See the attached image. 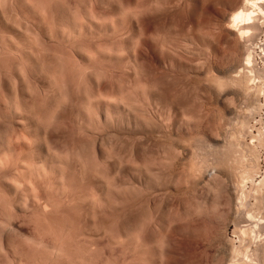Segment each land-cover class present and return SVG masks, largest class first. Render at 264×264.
Returning <instances> with one entry per match:
<instances>
[{"label":"bare ground","instance_id":"obj_1","mask_svg":"<svg viewBox=\"0 0 264 264\" xmlns=\"http://www.w3.org/2000/svg\"><path fill=\"white\" fill-rule=\"evenodd\" d=\"M1 1L2 0H0V5L3 4L4 0L2 2ZM18 1L20 4V7L22 8L23 13L26 14L29 18H31L32 22H35V24L39 27L38 30H40V34H37V35H41V38H42L44 44L47 45L46 49H44V50L45 51L47 50L50 53L47 52V54H44V56L39 54L40 51L38 49L41 46L39 45V48L37 47V49H36L35 48L36 46H34L36 43L32 44V42H34L35 39L33 38L34 41H31L29 39V37L27 38V36L30 34V28H29V33L26 36L25 34H27L28 30L27 29L24 30L22 25H21V29H23L24 32L21 29H19L20 27L15 29V27H14L15 25L13 24V20H12V24L14 26H12V25L11 26L15 29V30H13L11 28V26L8 25V23H7L8 19H7V21L4 20V18H3V16H5L4 11H2V7L0 6V22L1 23L4 22L1 25L3 27L2 29H5L6 37L8 36L7 35L8 34L7 29H8V31H9V29H12L13 34H15V36H13L11 34L12 36L8 37V40H10V43H12V48H11L12 52L19 54L20 57L22 56L26 60V62L28 63V65L26 63V65L28 66L27 71L25 70V67L23 65L24 63L22 64V66H20V68L18 67V69H16L14 71L15 78H17L21 83V85H19L20 83H18V85L22 87V92L19 91V94L17 93V95H15L17 97V99L15 96L13 97L12 93L8 94L7 99L9 100L8 103L9 102L10 103L8 104V106L4 105V106H7L6 107L7 110H5L3 108V111L5 110L4 114L6 117L9 116V117H12L13 119H16L18 124H20L24 128V130L26 131V133H25L24 130L23 131L20 130V133L24 132L23 135L26 136L28 134L29 136H32L31 138H29L28 136L25 137L21 133V136H22V138H21V136L19 134H17L18 136L16 138V141H17V139H18V141H20V138H21V141H24L25 138H27L26 141L29 139V141H27V149H25L24 147L22 149L27 151L28 153H30L31 156H32V153L34 154V152H36V151L38 153V155H37V153H35L37 155V157H34L32 162H30V163H28L29 162L27 160L28 158H26L27 161H23V158H22V160H21L22 162L20 163V166L17 168L18 170H16V172H18L17 174L23 178L24 181L22 180V182H24L25 185L30 186V187L32 186L31 185L32 181L34 182V180H36L38 178L41 179L42 177H43V179L45 178V180H46V178L48 177L49 179L46 180L45 185L48 186L49 187L48 189H50V190L54 189V192L53 191L52 192L55 193V195L58 194L60 196L62 194V190L64 189L63 184L66 182V180H65L66 176L64 177V172L67 170L66 167H68L70 165L71 168L73 169L74 173L75 172L77 173V180L79 182H81L82 184H88L92 187L93 186L94 187L95 186H97V187L101 186L100 192L97 195L94 194L96 196L87 195V194L86 195L80 194V196L77 197L78 199L74 198V196H73L74 201L76 200L75 202L79 203L78 206H80L81 209H83V211H85L84 213H86V216H88L90 218L96 217V215L98 214V212L96 210L98 205H99V209L101 208V206L107 207V203H108V198H107L108 196L107 195H108V193H110L109 191L111 188L121 190V187H123L124 185L125 186L126 185H139V184L140 185H149V184H153V185L159 184L160 185L161 181H163V180H161L162 177H160V179H159V174H161L160 171L166 170L167 168H169V164H170L169 161L178 160L177 159L178 157H180V158L182 157V156H178L177 154H179V153H177V151H176L181 146L176 148V150L174 149V152L176 151L175 153H177L176 155L178 157L175 154L170 153V151H169V149H170L169 148L170 138L173 140H174V138H177L178 141L184 140V139H190L189 141H191V143H192V140L198 141L199 138H200L199 140H201V138L204 136L216 138L215 135L218 134L219 132H218V130H216L217 127L215 128L212 125L213 123L211 121V119H213L215 116L213 114V115H211V116H213V118L209 119L210 117L208 118L207 114L208 113L211 114L213 109H215V107H216V106H214L215 103L214 104L212 103V99H213L212 95L215 94L217 92V90H219L218 95H219L220 101L222 102V105H223L222 111H223L224 115L223 114L222 115L224 117H227L228 115H232L234 113V110H235V107H234L235 98H234V96L236 93L234 92L233 89H235L234 86H236L237 82L240 81V82L244 83V84L242 83L245 86V87L243 86L244 91L242 90V92H243L242 97L252 95V94L250 95V93H249L250 92L249 90L251 89V87H253L252 84H250V82H249L252 78L248 77L250 79H247L246 75L244 77L242 75H243V73H247V75H248L249 72L253 71L251 69V67L253 66V61H254V51L252 50V47H251L252 44L250 42L254 39L255 35H257L258 32L261 30L262 25H264V22H260V19H259V18H261V16H264V0H78L79 3L82 1L83 4H85L84 6H83V4H80L81 7L83 6L82 9L84 8L83 10L81 9V7L79 8V5L77 7H73L72 0H66L67 2L65 1L64 2L65 4L61 3L62 5H58L57 2H54L55 0H48V1H51L55 4L57 3V5L54 6L56 8L55 14H53L55 18H53V16H52L54 21H53V23H50L51 25L50 24L48 25V23H47L48 17L46 18L43 16V14H45V13L41 14L40 13L41 10H39L37 8L36 4L38 2L36 3L35 0H34L35 3H32L34 1H31V0H18ZM48 1L44 0V2H46L45 4L48 5L47 8H49V4H47ZM61 1L63 2V0H61ZM5 2H6V0L4 1V3ZM7 2H6V4H7ZM51 2H49V3H51ZM89 2H90V4H88ZM53 3H51V4H53ZM51 4H50V8H51ZM40 6H41V4H40ZM52 7H53V5H52ZM185 7H187V10L189 13V16L188 15L187 16L190 19V23H189L190 29L188 28L190 31L187 34L185 33L184 36H182V33H180L181 31H177L174 28H172V23H173L172 21H173V17L176 16L174 14L177 13L181 8H185ZM52 9L54 10V8H52ZM52 9H50V10L52 13H54V11H52ZM50 10H48V12ZM168 12H169V15H168ZM17 18H19V17H17ZM44 18L46 19V21ZM48 21L51 22L50 19ZM44 22H46L45 25H43ZM16 24H18V23H16ZM9 26H10V28H9ZM34 29H36V27H34ZM185 30L187 32V29H185ZM31 31H34V30H31ZM182 31H184V30H182ZM37 33H39V32H37ZM4 35H5V33H4ZM150 37H151V40H150ZM2 38H4V37H2ZM30 38H32V37H30ZM4 40H5V42L7 41L5 38H4ZM7 42L5 43V45H7ZM0 43H1V40H0ZM55 45H56V47H57V45H59V46L62 45V47H64L66 50H68V54H66V51H65V53H62L63 56L61 55L62 57H60L61 53L59 52V57L57 59L56 58L57 56L55 57L54 51L52 52V48ZM1 47H3V44ZM4 47H3V49H4ZM43 47H41L40 49L42 50ZM8 48H10L9 45H8ZM3 49L1 48V50H3ZM6 49H4V50H6ZM44 50H43V52H44ZM56 52H57V50H56ZM13 55L17 56L15 54H13ZM39 55L43 59L40 58ZM23 58L21 60H23ZM59 60H61V61H59ZM22 62H24V60L21 61V63ZM21 68H23L24 71ZM25 71H26L27 75L28 74L30 75L29 78L32 77L33 80L31 78H30V80L35 81L34 84L32 83L33 85H35L34 87L32 86V88L35 89V87H36L37 92H40L39 95L42 96L41 100H39L38 97L36 99V97L33 96L34 92L32 93L31 91L32 90L35 91V90L32 88H31L32 90L29 89L30 88L29 84H28V86H26L27 84L23 83ZM169 79H175L177 81L183 80V81H185V83H186V81H188V83L190 84L188 86L193 87L192 88L193 90L190 92L189 89L191 87L188 89L189 91H186V88H183L182 90H180L181 88H179V90H177V88L174 85H171V84L163 85L162 84L163 82L162 83L160 82L161 80H169ZM30 80H28V81H30ZM252 81H251V83H252ZM183 84H184V82H183ZM253 84H255V82ZM183 87H184V85H183ZM64 88H66L67 91L71 90L75 94V96L72 97L70 95L71 98L67 99V95H63L62 90ZM253 89H255V87ZM18 90H20V89H18ZM205 92L208 94H212L211 95L212 99H211V101L209 100L210 102L206 103V102L202 101V100H206V99H204L205 97H203V94ZM258 94H256V96ZM260 95L261 94H259L257 96V99H258V97H260ZM208 98H209V96H208ZM201 101L204 103H202ZM243 102H244V99H243ZM245 102H247V101L245 100ZM17 104H20L22 106L21 107H19L20 105L16 106ZM191 105L194 108H191ZM217 106H218V104H217ZM68 107L70 108L69 114L66 113ZM203 107H205V108L207 107V111H205V109ZM216 110H218V108ZM219 110H220V108H219ZM203 112H206L207 114L202 115L201 113H203ZM228 117H227V119H228ZM204 118L206 119V122H205V120H203ZM215 122L216 121L214 120V124H215ZM66 126L69 127L68 129H69L70 135L77 137V138L73 137L74 139H73V141L71 140V142H68V139L65 140L64 138H62V136H64V135L61 136V133H60V131L61 132L65 131L64 129ZM227 126H225V127L227 128ZM62 127H64V129ZM225 127H224V129H225ZM61 128L63 129V131L61 130ZM66 131L68 134V130H66ZM66 131H65V133H66ZM15 132L16 131H14V133ZM14 133H13V135L11 134L13 136V139H14V135H15ZM62 134H64V133H62ZM226 134H227V132H226ZM71 136H69V137H71ZM23 137H24V139H23ZM10 138H8L9 140L7 138L6 139L10 142L13 141V139H10ZM30 139H32V140H30ZM124 139L125 140L128 139L129 142H130V140H133V147H131V151H125L124 150L125 148L123 149ZM205 139H206V137H205ZM2 141H3V143H0V170L3 169L4 166L9 167L11 165V164L9 165L10 162L8 163V161H11L10 160L11 157L8 160L7 153L10 151L9 149L12 147H10V145H9V147H10L9 148L8 145L5 143L6 141L5 142H4V140H2ZM16 141H13V143ZM21 141L19 143L17 142V144L21 145L20 144V143H22ZM33 141H35V142L32 143ZM158 143L162 146V148L160 150L159 149H158V151L155 150L156 152H152V151H154V150H152L148 153H145L146 152L145 151L144 152L145 154L140 152L141 146L142 147H145V145H150V146L152 145L153 146V145H157ZM159 144H158V147H159ZM183 144H184V142H183ZM187 144H189V143L186 142L185 145H187ZM128 145H130V143H128ZM173 145H175V144H173ZM173 145H172V148H173ZM181 145H182V143H181ZM11 146H12V143H11ZM200 146H201V144H200ZM16 147H13L14 150ZM129 149H130V147H129ZM181 149H183V148H181ZM198 149H200V148H198ZM20 151H22V150H20ZM181 152H182V150H181ZM181 152H180V154H181ZM198 152L199 151L196 150L195 145H194V147L192 145V148L190 146L185 148V146H184V150H183L182 154L184 155L183 156L184 161H188V162H186L188 164L187 167L184 166L183 164H181L182 161H180L181 163H179V161H178V164L182 165L181 171L179 170V167H177L178 164H175L177 166L173 169L175 170L178 168L177 173L176 174L173 173L174 177L170 178V182H169V176H168V178L165 179L163 183H166L167 185L169 183H171V184L175 183L177 186H178V183H180V184L183 183V184H186L185 186H187L188 189H189L190 185L191 186L195 185V187L194 186L193 187L196 188L200 184L206 183L211 188V193L213 192V194L216 193L217 190H221L224 183H226L225 185H227V183L229 182L228 178H226V180H225L226 182L222 180L223 182L220 183L221 179H225V178H223L224 175H221L222 176V178H221V176L219 174V170H218V174H219V176H218V174L216 173L217 169H218L217 167L216 168L212 167V169H210L211 166L209 167L208 166L209 164L207 165V163H204V161L206 159L204 160L203 157H201V159H203L204 161L200 159ZM16 154L19 157V154H22V153H19V154L16 153ZM32 157H31V159H32ZM19 158H18V160H19ZM183 158H182V160H183ZM31 159H30V161H31ZM13 160H14V157H13ZM18 160H17V162H18L17 164H19ZM25 162H27V163H25ZM215 162H216V160H215ZM211 165H215V163L211 164ZM217 165H219V164L217 163ZM183 166L185 167L184 169H183ZM11 168H12V166H11ZM5 169H6V167H5ZM205 170H207V171H205ZM251 170H252V173H254L253 169H250L249 170L250 172L245 174L246 178L249 177V179H250V178L254 177L253 176L254 174L251 173ZM8 171H10V170H8ZM233 171L231 174L232 176L234 174ZM205 172H207V174H206L207 178L204 180V178H205L204 173ZM235 172H236V169H235ZM1 173H2V170H1ZM67 173H69L68 170L65 174H67ZM223 173H225V172H223ZM72 175H74V174H72ZM171 176H173V175H171ZM235 176H237V175H235ZM235 176L232 178H234V180L237 181L236 179L239 176H237L236 179H235ZM241 176H243V175L241 174ZM241 176L239 177L240 179H241ZM9 177L10 176L8 174L4 173L2 180L5 181L3 183H4V185H6L8 187L7 190L10 191V193L12 192L11 194H13L14 192L18 191L17 190V189H19L18 185L21 186V184H17L16 183L17 181L14 182V180H11ZM215 177H217V179ZM218 177L220 180L218 179ZM73 178H76V177H73ZM243 178H244V176H243ZM246 178L244 180H246ZM40 179H39V182L42 181ZM71 179H72V177H71ZM212 179H215V182L217 181L216 182L217 183L216 192H214L215 189H213L215 187L214 184L216 185V183ZM254 179L255 178H253V180ZM234 180H232L233 186L235 185ZM262 181L264 182V179H262ZM262 181H260V182H262ZM35 182H38V180ZM238 182H239V180H238ZM238 182H236V185L239 184ZM243 182L245 184V181H243ZM230 183H231V181H230ZM241 183L239 184L240 185L239 189H241ZM35 184H33V185L35 186ZM188 184H190V185H188ZM206 184H204V185H206ZM244 184H242L243 189L246 188V186H245L246 184L245 185ZM218 185H219V187H218ZM243 185H244V187H243ZM22 186H23V184H22ZM34 186H33V188H34ZM200 186H199V188H201ZM206 186H203V187H206ZM235 186H234L235 193L233 195V198L239 199L238 195H241V194L238 191L239 189H237L238 192L236 191ZM263 186H264V184H263ZM209 187H208V189H209ZM261 187H262V184L261 185L259 184V185L254 187L255 190L256 189L258 190V195H257V197L254 196L257 194L254 192V194H252V196H254L256 198H258V197L260 198V200L258 198L257 201H255V203L256 202L261 203L264 201V187H263V189H261ZM160 188H161V186H160ZM228 188L230 189V186ZM237 188H238V186H237ZM28 189L25 190V191H27L26 194L24 196H21L22 197L21 200L19 199V201H18L19 205L17 207L22 205V204L20 205V203H23L22 202L23 200H25V199L30 200V198L33 202V205L34 204L39 205L41 203L42 197L41 198L39 197L40 194L37 196V195H35L37 193L34 194L32 190H28ZM79 189H78V191H79ZM46 190H45V192H46ZM82 190H83V188H82ZM192 190L194 191L195 189H192ZM226 190H227V188H226ZM247 190H245V192ZM250 190H252V189H250ZM22 191H24V190H22ZM63 191H65V190H63ZM185 191H187V190H185ZM221 191L217 192L218 196H216V194H214V196L219 197L220 199H223V197H221V194H222ZM253 191H252V193H253ZM226 192H224V193H226ZM47 193H44V194H47ZM197 193H198V191H197ZM185 194H186V192H185ZM248 194H251V192L248 191ZM181 195H183V194H181ZM198 195H199V193H198ZM204 195H206V194H204ZM243 195H244V192H243ZM193 196L194 195H192V197ZM222 196H224L223 200H225V194H223ZM26 197H29V198H26ZM64 197H62V198H64ZM188 197H189V195H188ZM207 197H208V195H207ZM209 197H210V194H209ZM215 197H213V198H215ZM43 198H45V197L43 196ZM47 198H49V196ZM53 198L55 199V196ZM68 198H69V196H68ZM185 198H186V196H185ZM193 198H195V197H193ZM219 198H217V199H219ZM227 198H229V197H227ZM249 198H251V197H249V195H248L247 201H248V203L250 201L251 204L250 203L249 204L252 205L253 203L251 202V200H249ZM253 198H251V199H253ZM207 199H209V198H207ZM230 199H232V198H230ZM238 199H236V200H238ZM45 200H46V198H45ZM50 200H52V199L50 198ZM59 200H60V198H59ZM186 200H189V203H190V199H186ZM195 200H197V198H195ZM215 200H216V198H215ZM226 200L228 201V202L225 201L228 205L227 206L228 208H229L230 204L233 206L232 203L229 204L228 199H226ZM57 201L54 204H57ZM202 201L199 200L195 203H199ZM213 201H214V199H213ZM218 201L216 200L214 202L217 203ZM0 202H2V201H0ZM14 202L16 203V200ZM49 202L48 201L45 202L44 209L49 205L48 204ZM51 202H53V201H51ZM204 202L208 203L207 200H204ZM214 202H212V203H214ZM221 202L220 203L222 205L223 201L221 200ZM230 202H232V201H230ZM235 202H237V201H235ZM24 203H23V205H24ZM144 203H146V202H144ZM186 203L189 204L188 201ZM216 203L214 204V205H218V206H216L217 208L214 206L216 211L217 210L220 211L221 207L226 208V204L219 208L220 203H217V204ZM245 203H246V201H245ZM191 204H193V203L191 202ZM191 204H189V205H191ZM209 204L205 205L206 210H207L208 206L211 207L213 205V204L212 205H209ZM239 204L242 205L243 202L239 203ZM263 204L264 203H261V205H263ZM15 205H17V203L14 204V206ZM189 205L187 207H189ZM202 205H200V204L198 206L196 205L197 207L191 205L193 207L192 211H191V209L184 207L185 209H187L185 213H188V210H190L189 214H190V216L191 215L192 216L189 217L188 216L189 214H187V216L186 215H183V216H186L187 218L189 217L190 219H192V218L195 219V217H193V215L195 216L196 214L197 215L200 214L202 216L203 213H206L205 208L202 209L200 207ZM244 205L241 207L236 206V205L235 206L237 208L239 207L240 209H242V207H244ZM247 205H245V207ZM261 205L259 204V206H258V204H257L256 206H258V209L260 207V209L262 210ZM74 206H75V204H74ZM253 206H255V205H253ZM253 206H251V207L249 206L250 208H252V209H250V211H247V210H249V207H247L246 208L247 210L243 209L242 214L241 213H239V214L243 218H247L250 221L253 219V216L260 214L259 218L257 216L255 217V218H258V220L256 219L257 221L254 219L256 221V228L259 227V229L260 228L262 229V230L260 229L262 231V233H259L258 232L259 229L258 230L256 229V232H258V236H257V233L255 232L256 236L259 237L260 234H264L263 233L264 232V215H263L264 212H262L264 209L261 211L262 214L261 213L257 214V210L255 208V210H256V213H255ZM0 207H2V206H0ZM41 207H42V205H41ZM263 207H264V205H263ZM48 208H46V209H48ZM58 208H60V207H58ZM214 208H212V210ZM239 208L237 209L238 211H239ZM21 209H23V208H21ZM208 209H209V207H208ZM49 210H50V208H49ZM49 210H46V211H49ZM230 210H232V208ZM251 210H253V211H251ZM42 211H41V213H42ZM50 211H52V209ZM203 211H205V212H203ZM208 211L211 212L210 210H208ZM225 211L226 210L224 209V212ZM233 212H234V210H233ZM252 212H254V213H252ZM212 213H210V214H212ZM231 213H232V211H231ZM239 214H238V216H240ZM14 215H15V212H14ZM208 215H209V213H208ZM230 215H228V216H230ZM261 215H263V216H261ZM238 216H236V217H238ZM244 216H246V217H244ZM186 217H184L183 219L186 220ZM242 217H239L240 219L238 218L239 221H241V222H238L239 224L236 223L237 227H238V225H240V223H241V225L244 224V222H242V221H245V220H241ZM193 219H192V221H194L193 224H197L198 222L195 223L196 220H193ZM196 219H197V217H196ZM198 219H201V218H198ZM247 219H246V221H247ZM212 220H214V218ZM186 221H184V222L186 223ZM190 221H188V222H190ZM173 222H170L168 224V226L175 224ZM233 222H234V220H233ZM252 222L253 221L250 222L251 225H252ZM4 223H6V221L5 222L1 221L0 224H4ZM199 223H200V221H199ZM248 223H249V221H248ZM188 224H190V223H188ZM135 225H137V226L133 227L131 224V226H129L128 228L126 227L128 230L124 231L125 233L123 232L122 235H118V236L116 235L117 237L111 236L112 239L116 243L120 242V244H121V241L123 242V240L124 241L126 240L133 248H135V251H138L137 250L138 248H141V250H143V248H144V250H145V248L147 249L149 247L153 248L154 251L156 252L155 264H163L164 252L162 251V249L165 248L163 246V243H164V245L166 243L164 241L167 239L169 244H174V242L176 241L174 236H171V235L167 236V234L170 232H168V233H166V232L170 229V227H167V228H169V229L166 228L167 230L165 229V233H164V231H160V233L158 232V236L156 234L154 239H150L149 237L148 238L144 237V236L140 237V235H139L140 231H138L139 230L138 225H140V224L135 223ZM190 225L188 226L189 229L191 228ZM236 225H235V227H236ZM251 225H248V227H250ZM4 226H5V224H4ZM61 226H62V224H61ZM140 227H141V225H140ZM206 227H207V225H206ZM237 227H236V229H237ZM242 227H243V225H242ZM252 227H255V224H254V226H251V228ZM211 228H212V226H211ZM245 228H247V227L245 226ZM13 229H14V227H13ZM184 229H186V226L184 227ZM187 229H186V233H187ZM239 229H241V228H238L237 230H239ZM253 229H255V228H253ZM141 230H143V229H141ZM153 230H155V229H153ZM193 230H195V229H193ZM206 231H207V229L205 230V232ZM248 231H247V229H244V227H243V230L242 229L240 230V232H242L241 235L246 234ZM212 232H213V230H212ZM193 233H194V231H193ZM238 233H239V231H238ZM252 233H253L252 230H250L249 234H251V237L254 235V233H253V235H252ZM64 235H65V233H64ZM141 235H142V233H141ZM185 235H187V234H185ZM206 235L204 234V236H206ZM208 235H210V234H208ZM61 236H62V234H61ZM188 236H190V234ZM204 236H203V239H204ZM60 237H59V239H60ZM139 237L142 239H140ZM153 237L154 236H152V238ZM196 237H199V236H196ZM206 237H208V236H206ZM210 237H211V235H210ZM246 237L243 236V239L249 238V240L247 239L246 241H251L254 239V238L253 239L251 238V240H250V237H247V238ZM17 238H19V237H17ZM62 238H63V236H62ZM145 238H147V239H145ZM200 238H202V235L200 236ZM27 239H28V237H27ZM257 239H259V238H257ZM78 241H80V240H78ZM243 241H245V240H243ZM259 241H257V242L259 243ZM205 242H207V241H205ZM231 242L233 243L232 240H231ZM252 242L254 244V240ZM252 242H249V243L246 242L245 246H243L245 243V242H243V244L241 245V248H239L238 250H237L238 247H236L234 245V248L236 247L238 254L234 253L233 248H231L232 250L230 249L232 254L234 253V255L236 254L238 256L237 259H234L233 258L234 255L230 254L231 252H229V250L228 251L226 250V252H229V254L232 257V258L229 257V260H232V259H234L235 261L238 260V262L237 261L235 262L233 260L227 261V262L229 264H264V261H263L264 255H262V253H264V244H263L264 240L260 241V244H258V243L256 244V242H255V245H253ZM189 243H190V241H189ZM189 243H188V245H189ZM39 244H43V242L39 243ZM45 244H46V242H45ZM62 244H61L62 247L61 246L55 247L53 245L54 249L52 247H50L53 249V250L50 249V252L52 251L51 253L56 254L55 256L53 254V256L55 258H57V260L59 259L58 261L60 262V264L62 261L61 259H63V257H66V255H68L66 257V259L68 258V260H70L72 263V261L74 260L73 257L71 256L72 250H70L71 251V254H70L68 252L70 248L69 249L67 248L68 251H65L66 248ZM199 244H200V242H199ZM87 245H88V243H87ZM41 246L38 245V247H41ZM51 246H52V244H51ZM79 246L80 245H78V247ZM222 246H224V245H222ZM46 247L47 246H45V249H47ZM66 247H68V246H66ZM188 247H190V246H188ZM232 247H233V245H232ZM42 248H44V247L42 246ZM200 248L201 247H199V249ZM215 248H216V246H215ZM221 248H223V247H221ZM202 250H203V248H202ZM218 250H219V248H218ZM221 250L222 249H220V251ZM86 251H87V249H86ZM89 251H91V250H89ZM65 252H67V253H65ZM133 252H134V249H133ZM155 252H154V254H155ZM63 254H65V255L61 258V255H63ZM142 254H143V252H142ZM34 255H36V254H34ZM49 255H50V253H49ZM44 256H46V254ZM221 256H222V253H221ZM239 256H240V258H239ZM143 257L147 258L148 256L146 254V255L142 256V258ZM262 257H263V259H262ZM45 258H48V257H45ZM49 258H50V256H49ZM142 258H141V260H142ZM146 258L143 260H146ZM189 258L192 259L191 257H189ZM216 258L218 259V257H216ZM220 258L222 259V257H220ZM224 258H226V256ZM52 259H54V258H52ZM139 259H140V257H139ZM169 259H171V258H169ZM51 260H50V262H51ZM211 261H213V260H211ZM55 262L52 261V264ZM59 262L55 263V264H59ZM63 262L65 264H68V262L67 263L65 261H63ZM74 262H75V260L73 261V263ZM134 262H135V260H134ZM138 262H140V261H138ZM193 262H194V260H193ZM193 262L191 260V262H189V264L190 263L192 264ZM219 262H218V264H220ZM223 263H224V259L221 262V264H223ZM214 264H215V262H214Z\"/></svg>","mask_w":264,"mask_h":264},{"label":"rangeland","instance_id":"obj_2","mask_svg":"<svg viewBox=\"0 0 264 264\" xmlns=\"http://www.w3.org/2000/svg\"><path fill=\"white\" fill-rule=\"evenodd\" d=\"M3 1V0H2ZM1 1V2H2ZM5 1V0H4ZM4 1H3V4L2 5H0L1 7H2V11H4V15L5 16H3V18H4V20H6L7 21V19H8V25H12V26H14L15 27V29L16 28H18V27H20L19 29H21V25L23 26V29L25 30V29H27L28 30V32H27V34H25L26 36L28 35V33H29V28H30V34L27 36V38L29 37V39L31 40V41H34V39H35V41L34 42H32V44H35L34 46H36L35 48L37 49V47L39 48V45L41 46V47H43L42 48V50L39 48L38 50L40 51L39 52V54L40 55H42V56H44V54H47V50L45 51L44 49H46V44H44V42H43V40H42V38H41V35H37V34H40V30H38L39 29V27L35 24V22H32V19L31 18H29L26 14H24L23 13V11H22V8L20 7V4H19V1L18 0H6V2H7V4H6V2L4 3ZM31 1H34V0H31ZM36 1V5H37V8L39 9V10H41L40 11V13L41 14H43V13H45V14H43V16L44 17H48V20L50 19V21L51 22H49L48 20H47V23H48V25L50 24V23H53V21H54V19L53 18H55L54 17V15L53 14H55V5H57V3H58V5H62L61 3H63V4H65L64 2L66 1V0H63V2L61 1V0H55L54 2H57L56 4L55 3H53V2H51V1H48L47 2V4H49V8H47V6L48 5H46L45 3L46 2H44V0H35ZM35 1L34 2H32V3H35ZM46 1V0H45ZM60 1V2H59ZM42 2V3H41ZM49 2H51V3H53V4H51V3H49ZM67 2V1H66ZM82 2V1H81ZM79 3V1L78 0H72V5H73V7H77L78 5H79V8L81 7L80 6V4H83V2L82 3ZM13 3V4H12ZM41 4V6H40V4ZM44 3V4H43ZM50 4H51V8H50ZM88 4H90V2L88 3ZM92 4V3H91ZM7 5V6H6ZM35 5V6H36ZM52 5H53V7H52ZM85 4H83V6H84ZM4 6V7H3ZM11 6V7H10ZM39 6V7H38ZM46 8H45V7ZM82 6V7H83ZM6 7V8H5ZM8 7V8H7ZM58 7V6H57ZM82 7H81V9H82ZM41 8V9H40ZM52 8H54V10L52 9ZM46 9V10H45ZM50 9H52V11H54V13H52L51 12V10ZM84 9V8H83ZM82 9V10H83ZM183 9V10H182ZM8 10V11H7ZM48 10H50L49 12H48ZM181 10V11H180ZM177 13H175L174 15H176L175 17H173V23H172V28H174L175 30H177V31H181L180 33H182V36H184L185 35V33L187 34L190 30V19H189V13H188V10H187V7H185V8H181ZM185 11V12H184ZM48 12V13H47ZM51 12V13H50ZM6 13V14H5ZM10 13V14H9ZM188 13V14H187ZM13 14V15H12ZM18 16H17V15ZM48 14V15H47ZM50 14V15H49ZM178 14V15H177ZM168 15H169V12H168ZM188 15V16H187ZM26 16V17H25ZM52 16H53V18H52ZM9 17V18H8ZM11 17V18H10ZM17 17H19V18H17ZM23 17V18H22ZM14 18V19H13ZM22 20H21V19ZM11 19V20H10ZM30 19V20H29ZM45 19V18H44ZM43 19V20H44ZM53 19V20H52ZM260 19V22H264V16H261V18H259ZM12 20H13V24H12ZM24 20V21H23ZM20 21V22H19ZM22 21V22H21ZM45 21H46V19H45ZM15 22V23H14ZM26 22V23H25ZM32 22V23H31ZM180 22V23H179ZM2 23H4V22H2ZM1 22H0V40H1V45H0V143H3V141L2 140H4V142L8 139V138H10V139H13V133H14V131H16L14 134V139H13V141H16V138H17V134H19L20 136H21V133H20V130H24V128L20 125V124H18V122L16 121V119H13L12 117H9V116H5V114H4V111L5 110H7L6 109V107L8 106V104L10 103H8V94H11L12 93V95H13V97L15 96V95H17V93L19 94V91H21L22 92V87L21 86H19V85H21V83H20V81L17 79V78H15V74H14V71L16 70V69H18V67L20 68V66H22V64L24 65V67H25V70L27 71V69H28V63L26 62V60L21 56L20 57V55L19 54H17V53H13L12 52V43H10V40H8V37L9 36H15V34H13V30H15L12 26H11V28L13 29H9V31H8V29H7V37H6V32H5V29H2L3 27H2V24ZM10 23V24H9ZM16 23H18V24H16ZM29 23V24H28ZM46 24V22H44V24L43 25H45ZM18 25V26H17ZM27 25V26H26ZM30 27H29V26ZM51 25V24H50ZM10 26H9V28H10ZM174 26V27H173ZM26 27V28H25ZM34 27H36V29H34ZM176 27V28H175ZM32 28V29H31ZM179 28V29H178ZM189 28V29H188ZM23 29H21L23 32H24V30ZM185 29H187V32H186V30ZM31 30H34V31H31ZM36 30V31H35ZM182 30H184V31H182ZM5 33V35H4V33ZM11 32V33H10ZM37 32H39V33H37ZM3 33V34H2ZM2 34V35H1ZM12 34V35H11ZM153 34V33H152ZM31 35V36H30ZM151 35V34H150ZM181 36V35H180ZM181 36V37H182ZM2 37H4L7 41V45H5V40H4V38H2ZM30 37H32V38H30ZM40 37V38H39ZM34 38V39H33ZM4 40V41H3ZM37 40V41H36ZM150 40H151V37H150ZM4 43H3V42ZM42 42V43H41ZM39 43V44H38ZM252 45H251V47H252V50L254 51V61H253V66L251 67V69L253 70V71H251V72H249V74L247 75V73H243V77L246 75V77H247V79H250V78H252L249 82H250V84H252V86L253 87H251V89L249 90L250 92V95L251 96H244V97H242V90L244 91V88H243V82H237L236 83V86H234V88L235 89H233L234 90V92L236 93L235 94V96H234V98H235V104H234V107H235V110H234V113L232 114V115H228L227 117H228V119H227V117H224L223 115V105H222V102L220 101V98H219V90H217V92L215 93V94H208V93H204L203 94V97H205L204 99H206V100H202V101H204V102H210L211 101V99H212V103L214 104V106H216L215 107V109H213V111L211 112V114L210 113H206V112H203V113H201L202 115H205V114H207V117L209 118V119H211V118H213V116H211V115H213L214 114V116L216 117H214L213 119H211V121H212V125L216 128L217 127V129L216 130H218V134H216L215 135V137L217 138H214V137H207V136H204V137H202L201 138V140H199L198 139V141L196 142L195 140H192V143H191V141H189L190 139H184V140H179L178 141V139L177 138H174V140L173 139H171L170 138V140H169V151H170V153H173V154H177V153H179L180 154V152H181V150H182V152H181V154L179 155V154H177L178 156H182L181 158L180 157H178L177 155V159L178 160H173V161H169V168H167L166 170H162V171H160L161 172V174H159V179H160V177H162L161 178V180H163V181H161V183H160V185L159 184H155V185H153V184H149V185H124L123 187H121V190L119 189H115V188H111L110 189V193H108V203H107V207L106 206H101V208L99 209V205L97 206V212H98V214L96 215V217H92V218H90V217H88V216H86V213H84L85 211H83V209H81V207L80 206H78L79 205V203H76L75 201H74V199H73V196H74V198H77L78 196H80V194L81 195H94V194H98L99 192H100V189H101V186H90V185H88V184H82L81 182H79L78 180H77V173L75 172L74 173V171H73V169L71 168V166L69 165L68 167H66V169L68 170V172L69 173H67V174H65L66 172H67V170L64 172V177L66 176V178H65V180H66V182L63 184V187H64V189L63 190H65V191H63L62 190V196L60 195H58V194H56L55 195V193H53L54 192V189H48L49 187L48 186H46L45 184H46V180L47 179H49L48 177L46 178V180H45V178L43 179V177L40 179V178H38V179H36V180H34V182L32 183L31 182V187L30 186H27V185H25L24 184V182H22V180H23V178L21 177V176H19L17 173L18 172H16V170H18L17 168L20 166V163L22 162L21 160H22V158H23V161H29L28 163H30V162H32V160H33V158L34 157H37V155H38V153H37V151L36 152H34V154L32 153V156L30 155V153H28L27 151H25V150H23L22 148L24 147L25 149H27V141H29V139L26 141V139L27 138H25V140L24 141H21V138H22V136H21V138H20V141L22 142V143H20L21 145H19V144H17V142L19 143L20 141H18V139H17V141L16 142H14L13 143V141H6L5 143L8 145V147H9V145H10V147H16L15 148V150H14V148L12 149V148H10L8 151L10 152H8L7 153V157H8V160L10 159V157H11V161H8V163H9V167L8 166H4L3 167V169H1L2 170V173H1V170H0V201H2V202H0V206H2V207H0V223H1V221H6V223H4L5 224V226H4V224H0L1 226H0V264H52V261L53 262H55V263H58L59 261V259L57 260V258H55L54 256L56 255V254H54V253H51L50 252V249L51 250H53L54 249V247H53V245L55 246V247H59V246H61V244L63 245V246H65V248L67 249H69V251H68V249L66 250L65 249V251H68L70 254H71V251L70 250H72V254H71V256L73 257V259L75 260V262L73 263V261H72V263L73 264H130L131 262V264H155V262H156V259H155V257H156V252L154 251V249L153 248H145V250H144V248H143V250H141V248H138L137 250L138 251H135V248H133L126 240L124 241L123 240V242L121 241V244H120V242L119 243H116L113 239H112V237L111 236H115V237H117L118 235H122L123 234V232L124 231H126V230H128L127 228L129 227V226H131V224H132V226L134 227V226H137V225H135V223L136 224H140L141 225V227H140V225H138L139 226V230L138 231H140V233H139V235H140V237H142V236H144V237H149L150 239H154L155 238V236H156V234H157V236H158V232L160 233V231H164V233H165V229L167 228V227H170V229L169 228H167V229H169L166 233H168V232H170V233H168L167 234V236H169V235H171V236H174L175 237V242H174V244H169V242L167 241V239L164 241V242H166L165 243V245H164V243H163V246L165 247V248H163L162 249V251L164 252V256H163V258H164V262H163V264H189V262H191V260H192V262H193V260H194V262L192 263V264H214V262H215V264H218V262L221 264V262L223 261V259H224V263L225 264H229L227 261H235L234 259H237L238 258V256L236 255V254H238L237 253V250L239 249V248H241V245L243 244V242H245L244 243V245L243 246H245L246 245V242L247 243H249V242H252L253 240H254V244H253V242H252V244L253 245H255V242H256V244L258 243L257 241H263L264 240V234H260L259 235V237H257L258 236V232L259 233H262V229L260 230L259 229V227L258 228H256V221L258 220V218H259V216H260V214L259 215H256L258 218H255L256 216H253V219L251 220V221H255L256 219V221L253 223L252 222V225H251V221L249 220V219H247V218H243L239 213H241L242 214V210L243 209H246L247 207H251V206H253V205H255V206H253L254 208V211H255V213H256V210H257V214L258 213H261L262 214V212H264V207H263V205H261V203H264V201L263 202H256L257 204H258V206H259V204L261 205V208H262V210L260 209V207H259V209H258V206H256L257 204L255 203V201H257V199L259 198H256L257 197V195H258V190L256 189H254V187L255 186H257V185H261L262 184V187H261V189H263V184H264V182L262 181V179H264V25H262V28H261V30L258 32V34L257 35H255V37H254V39L250 42ZM2 44H3V47H4V49H6V50H4L3 49V47H1L2 46ZM11 44V45H10ZM44 44V45H43ZM8 45L10 46V48H8ZM7 46V47H6ZM55 47V48H54ZM60 47V48H59ZM62 45H57V47H56V45L55 46H53V48H52V52L54 51V53H55V57L58 59V57H59V52L61 53L60 54V57H62L63 55H62V53H65V51H66V54H68V50H66L64 47H62ZM1 48L5 51H3V50H1ZM57 48V49H56ZM55 49V50H54ZM62 49V50H61ZM64 49V50H63ZM43 50H44V52H43ZM56 50H57V52H56ZM60 50V51H59ZM64 51V52H63ZM48 53H50V52H48ZM13 54H15V55H17V56H14ZM53 54V53H52ZM40 55H39V57H40ZM62 55V56H61ZM14 56V57H13ZM17 57V58H16ZM23 58V60H24V62H22L21 63V61H23V60H21ZM40 58H42V57H40ZM12 59V60H11ZM21 61H20V60ZM43 59V58H42ZM41 59V60H42ZM59 61H61V60H59ZM20 63V64H19ZM26 63H27V65H26ZM13 65V66H12ZM19 65V66H18ZM23 67V68H24ZM23 68H21V69H23ZM20 69V70H21ZM250 69V70H251ZM23 71H24V69H23ZM26 71L24 72V74H25V76H24V80H23V83H26L27 85L26 86H28V84H29V89H31L32 88V86L34 87L35 85H33L34 83H35V81H32L33 79H32V77H30L32 80H30V78H29V74L27 75L26 74ZM251 75V76H250ZM26 77V78H25ZM248 77H250V78H248ZM17 79V80H16ZM28 80H30V81H28ZM253 80V81H252ZM32 81V82H31ZM166 81V82H165ZM174 83H173V82ZM182 81V82H181ZM251 81H252V83H251ZM163 85H165V84H171V85H174L176 88H177V90H179V88H181L180 90H182L183 88H186V91H189L190 90V92L193 90L192 88L193 87H191V86H188V85H190L189 83H188V81H186V83H185V81H183V80H175V79H169V80H161L160 81ZM181 82V83H180ZM183 82H184V84H183ZM255 82V84H253ZM18 83H20L19 85H18ZM33 83V84H32ZM242 85H241V84ZM257 83V84H256ZM259 83V84H258ZM178 84V85H177ZM182 84V85H181ZM183 85H184V87H183ZM191 87V88H190ZM245 87V86H244ZM255 87V89H253ZM190 88V89H189ZM18 89H20V90H18ZM32 89H34V88H32ZM31 89V90H32ZM189 89V90H188ZM35 91H31L32 93H33V96L34 97H36V99H37V97H38V99L39 100H41L42 98V96L41 95H39L40 94V92H37V90H36V87H35V89H34ZM18 91V92H17ZM63 95H67V99H70L71 98V96L72 97H74L75 96V94L71 91V90H69V91H67L66 90V88H64L63 90ZM20 92V93H21ZM240 92V93H239ZM257 92V93H256ZM71 93V94H70ZM261 94L260 95V97H258V99H257V96L259 95H257L256 96V94ZM207 94V95H206ZM255 94V95H254ZM263 94V95H262ZM39 95V96H38ZM71 95V96H70ZM206 95V96H205ZM211 95L213 96L212 98H211ZM208 96H209V98H208ZM16 97V96H15ZM216 97V98H215ZM252 97V98H251ZM247 98V99H246ZM16 99H17V97H16ZM243 99H244V102H243ZM210 100V101H209ZM245 100L247 101V102H245ZM249 100V101H248ZM20 101V100H19ZM201 101V102H202ZM7 102V103H6ZM204 102H202V103H204ZM199 103V102H198ZM217 104H218V106H217ZM4 105H7V106H4ZM20 104H17L16 106H19ZM22 105H20L19 107H21ZM3 108L5 109L4 111H3ZM191 108H194L192 105H191ZM204 109H205V111H207V107L205 108V107H203ZM218 108V110H216ZM219 108H220V110H219ZM67 109V108H66ZM203 110V109H202ZM66 111V110H65ZM204 111V110H203ZM202 112V111H201ZM66 113H70V108L68 107V109H67V111H66ZM221 113V114H220ZM223 114V115H222ZM235 115V116H234ZM220 116V117H219ZM6 117V118H5ZM223 117V118H222ZM233 117V118H232ZM232 119V120H231ZM16 122H15V121ZM203 120H205V122H206V119L204 118ZM214 120L216 121L215 122V124H214ZM228 120V121H227ZM232 121V122H231ZM229 122V123H228ZM228 123V124H227ZM224 125V126H223ZM228 125V126H227ZM230 125V126H229ZM225 126H227V128L225 127ZM224 127H225V129H224ZM18 128V129H17ZM63 129H64V127H62ZM61 128V130L63 131V129ZM69 127H65V131L66 130H68V134H67V131H66V133H65V131H63V132H61L60 131V133H61V136L62 135H64V136H62V138H64L65 140L66 139H68V142H71V140L73 141V139L74 138H77V137H75V136H71L70 135V133H69V129H68ZM6 130V131H5ZM225 130V131H224ZM13 132V133H12ZM24 132L26 133V131L24 130ZM24 132L22 133V135L24 134ZM226 132H227V134H226ZM62 133H64V134H62ZM12 134V135H11ZM225 135V136H224ZM23 136H25V135H23ZM26 136H28L29 138H31L32 136H29L28 134L26 135ZM25 136V137H26ZM69 136H71V137H69ZM66 137V138H65ZM74 137V138H73ZM205 137H206V139H205ZM219 137V138H218ZM7 138V139H6ZM72 138V139H71ZM23 139H24V137H23ZM177 139V140H176ZM30 140H32V139H30ZM2 141V142H1ZM181 141V142H180ZM206 141V142H205ZM24 142V143H23ZM26 142V143H25ZM35 141H33L32 143H34ZM172 142V143H171ZM183 142H184V144H183ZM186 142L187 143H189V144H187V145H185L186 144ZM201 142V143H200ZM10 143V144H9ZM11 143H12V146H11ZM124 145L126 146H124L123 145V149L125 150V151H131V147H133V140H130V142H129V140L128 139H124ZM126 143V144H125ZM128 143H130V145H128ZM171 143V144H170ZM178 143V144H177ZM180 143V144H179ZM181 143H182V145H181ZM15 144V145H14ZM159 144V143H158ZM158 144L157 145H145V147H140V152L141 153H143V154H145V153H148V152H150V151H152V150H154V151H152V152H156V151H158V149L160 150L161 148H162V146L159 144V147H158ZM173 144H175V145H173ZM198 144V145H197ZM200 144H201V146H200ZM209 144V145H208ZM212 144V145H211ZM172 145H173V148H172ZM192 145H193V147H194V145L196 146V150L197 151H199L198 153H199V156H200V159H201V157H203V159L206 161H204L203 159H201V160H203L204 161V163H207V165L210 167V169H212V167L214 168H218L217 169V174H218V170H219V174H220V176L221 175H224L223 176V178H225V179H219V177H218V179L221 181L220 183H222L223 181H225L226 180V178H228V183H227V185H225L226 183H224V185H223V187L221 188V190H217V192L219 191H221L222 192V194H221V197H223V199H224V196H222L223 194H225V200H223V199H220L219 197H215L214 196V194H216V196H218L217 195V192H216V186H217V181L215 182V179H212V180H214V182L216 183V185L214 184V188L213 189H215V191L214 192H216V193H214L213 194V192L211 193V188L206 184V183H202V184H200L199 186L201 187V188H199V186L198 187H196V188H194L195 187V185H190V184H188V185H190V187H189V189H188V187L187 186H185L186 184H180V183H178V186L175 184V183H173V184H171V183H169L168 185L166 184V183H163L164 182V180L165 179H167L168 178V176H169V182H170V178L171 177H174V174L173 173H177V169H173V168H175L177 165H175V164H178V161H179V163H181L180 161H182V163L181 164H183L184 166H186L187 167V163L186 162H188V161H184V158H183V150H184V146H185V148L186 147H188V146H190L191 148H192ZM203 145V146H202ZM60 146V145H59ZM120 146V145H119ZM147 146V147H146ZM179 146H181V147H179ZM214 146V147H213ZM129 147H130V149H129ZM155 147V148H154ZM175 147V148H174ZM180 149H179V148ZM147 148V149H146ZM176 148H178V150H176ZM181 148H183V149H181ZM198 148H200V149H198ZM12 149V150H11ZM129 149V150H128ZM174 149L177 151V153H175L174 152ZM19 152H18V151ZM20 150H22V151H20ZM156 150V151H155ZM173 150V151H172ZM180 150V151H179ZM146 151V152H145ZM13 152V153H12ZM145 152V153H144ZM16 153H22V154H19V157H18V155L16 154ZM25 153V154H24ZM35 153H37V155L35 154ZM216 153V154H215ZM14 154V155H13ZM27 154V155H26ZM202 156H201V155ZM23 155V156H22ZM13 157H14V160H13ZM31 157H32V159H31ZM18 158H19V160H18ZM26 158H28L27 160H26ZM182 158H183V160H182ZM30 159H31V161H30ZM180 159V160H179ZM17 160L19 161V164H17L18 162H17ZM215 160H216V162H215ZM235 160V161H234ZM177 161V162H176ZM16 163V164H15ZM25 163H27V162H25ZM215 163V165H211V164H214ZM217 163L219 164V165H217ZM14 166H13V165ZM181 164H178V166L177 167H179V170L181 171V169H182V165ZM186 164V165H185ZM256 164V165H255ZM175 165V166H174ZM181 165V166H180ZM206 165V164H205ZM11 166H12V168H11ZM183 166V169L185 168ZM5 167H6V169H5ZM9 169H8V168ZM253 167V168H252ZM257 167V168H256ZM260 167V168H259ZM15 168V169H14ZM229 170H228V169ZM240 168V169H239ZM221 169V170H220ZM235 169H236V172H235ZM239 169V170H238ZM250 169H253V172L254 173H252V170H251V173L252 174H254L253 176L254 177H252V178H250L249 179V177H247L246 178V176H245V174L246 173H248V172H250L249 170ZM8 170H10V171H8ZM70 170V171H69ZM174 170V171H173ZM178 170V171H179ZM227 170V171H226ZM231 170V171H230ZM234 170V171H233ZM4 171V172H3ZM72 171V172H71ZM176 171V172H175ZM179 171V172H180ZM205 171H207V170H205ZM229 171V172H228ZM232 171L234 172V174H233V176L231 175L232 174ZM16 172V173H15ZM223 172H225V173H223ZM231 172V173H230ZM4 173L5 174H8L10 177V179L11 180H14V182H16L17 184H21V186L20 185H18V187H19V189H17L18 191H16V192H14L13 194H11L10 193V191H8L7 189H8V187L6 186V185H4V183L3 182H5L4 180H2L3 179V175H4ZM223 173V174H222ZM70 174V175H69ZM72 174H74V175H72ZM206 174H207V172H205L204 173V180L207 178V176H206ZM219 174H218V176H219ZM241 174L244 176V178H243V176H241ZM72 175V176H71ZM171 175H173V176H171ZM227 175V176H226ZM229 175V176H228ZM232 177H234L235 175H237V176H241V179L239 178V177H237V176H235V179H236V177H237V181H235L234 180V178H232ZM256 175V176H255ZM258 175V176H257ZM12 176V177H11ZM71 177H72V179H71ZM73 177H76V178H73ZM13 178V179H12ZM216 179H217V177H215ZM221 178H222V176H221ZM239 178V179H238ZM246 178V180H244ZM253 178H255L254 180H253ZM39 179L40 180H42V181H40L39 182ZM74 179V180H73ZM230 179V180H229ZM234 180V183H235V185H236V182H238V180H239V184L241 183V189H239V187H240V185L239 184H237L235 187H236V191H237V189H239L238 191L240 192V194L242 195H238V197H239V199L238 198H233V195H234V193H235V191H234V186H233V181L232 180ZM249 179V180H248ZM38 180V182H35V181H37ZM44 180V181H43ZM77 182H76V181ZM223 180V181H222ZM24 181V180H23ZM74 181V182H73ZM230 181H231V183H230ZM243 181H245V184H244V182ZM247 181V182H246ZM251 181V182H250ZM254 181V182H253ZM260 181H262V182H260ZM20 182V183H19ZM45 182V183H44ZM226 182V181H225ZM3 183V184H2ZM36 183V184H35ZM219 183V182H218ZM22 184H23V186H22ZM33 184H35V186L33 185ZM70 184V185H69ZM204 184H206L208 187H209V189H208V187L206 186V185H204ZM242 184H244L245 186H246V188L245 189H243L242 188ZM67 185V186H66ZM76 185V186H75ZM83 185V186H82ZM175 185V186H174ZM220 185V184H219ZM219 185H218V187H219ZM222 185V184H221ZM244 185H243V187H244ZM254 185V186H253ZM33 186H34V188H33ZM42 186V187H41ZM66 186V187H65ZM85 186V187H84ZM159 186V187H158ZM160 186H161V188H160ZM164 186V187H163ZM194 186V187H193ZM203 186H206V187H203ZM230 186V189L228 188ZM233 186V187H232ZM237 186H238V188H237ZM6 187V188H5ZM41 187V188H40ZM47 187V188H46ZM186 187V188H185ZM29 188V189H28ZM51 188V187H50ZM67 188V189H66ZM80 188V189H79ZM82 188H83V190H82ZM128 188V189H127ZM184 188V189H183ZM207 190H206V189ZM226 188H227V190H226ZM259 188V187H258ZM24 190V191H22V190ZM32 190L33 191V193L35 194V193H37V194H35V195H39L40 194V198H41V203L38 205V204H34L33 205V202H32V200H31V198H30V200L28 199H25V200H23L22 202L24 203V205H23V203H20V205L21 206H19V207H17L18 205H19V203H18V201H19V199L21 200V196H24L25 194H26V192L27 191H25V190ZM34 189V190H33ZM47 189V190H46ZM78 189H79V191H78ZM117 191H115V190ZM192 189H195L194 191L196 192H194L193 190L191 191ZM212 189V190H213ZM248 189V190H247ZM250 189H252V190H250ZM260 189V190H261ZM45 190H46V192H45ZM113 190V191H112ZM185 190H187V191H185ZM201 190V191H200ZM231 190V191H230ZM243 190V191H242ZM245 190H247L246 192H245ZM254 190V191H253ZM259 190V191H260ZM36 191V192H35ZM39 193H38V192ZM50 191V192H49ZM53 191V192H52ZM89 191V192H88ZM91 191V192H90ZM95 191V192H94ZM169 191V192H168ZM180 191V192H179ZM190 191V192H189ZM197 191H198V193H199V195H198V193H197ZM203 191V192H202ZM227 191V192H226ZM237 191V192H238ZM242 191V192H241ZM248 191L249 192H251V194H248ZM252 191H253V193H252ZM42 192V193H41ZM48 192V193H47ZM97 192V193H96ZM185 192H186V194H185ZM208 192V193H207ZM224 192H226V193H224ZM233 192V193H232ZM243 192H244V195H243ZM254 192L255 193H257L256 195H254V196H256V197H254V196H252V194H254ZM24 193V194H23ZM44 193H47V194H44ZM195 193V194H194ZM230 193V194H229ZM15 194V195H14ZM42 194V195H41ZM50 194V195H49ZM76 196H75V195ZM181 194H183V195H181ZM204 194H206V195H204ZM209 194H210V197H209ZM219 194V193H218ZM58 195V196H57ZM96 195H94V196H96ZM188 195H189V197H188ZM191 195V196H190ZM192 195H194L193 197H195V198H197V200H195V198H193L192 197ZM198 195V196H197ZM204 195V196H203ZM207 195H208V197H207ZM227 195V196H226ZM248 195H249V197H251V198H253V199H251V198H249V200H251V202L253 203L252 205H250L251 203H250V201H249V203H248V199H247V197H248ZM251 195V196H250ZM15 196V197H14ZM43 196L46 198V200H45V198H43ZM49 196V198H47ZM55 196V199L53 198ZM65 196V197H64ZM68 196H69V198H68ZM160 196V197H159ZM162 196V197H161ZM165 196V197H164ZM185 196H186V198H185ZM197 196V197H196ZM215 197L216 198V200L218 201L219 199V201L217 202V203H220L221 202V200L223 201V204L221 205V203L219 204L220 206H219V208L221 207V206H223V205H225L226 204V208H220V211H216V209L214 208V206L216 207V206H218V205H214L216 202H214V201H216L215 200V198H213V197ZM220 196V195H219ZM231 196V197H230ZM241 196V197H240ZM245 196V197H244ZM247 196V197H246ZM62 197H64V198H62ZM192 197V198H191ZM227 197H229V198H227ZM245 199H243V198ZM26 198H29V197H26ZM50 198L52 199V200H50ZM59 198H60V200H59ZM203 198V199H202ZM207 198H209V199H207ZM214 199V201H213V199ZM217 198H219V199H217ZM230 198H232V199H230ZM2 199V200H1ZM4 199V200H3ZM11 199V200H10ZM43 199V200H42ZM66 199V200H65ZM68 199V200H67ZM71 199V200H70ZM73 199V200H72ZM78 199V198H77ZM181 199V200H180ZM186 199H190V203H189V200H186ZM195 201H194V200ZM226 199H228L229 200V204L230 203H232L233 204V206L230 204L229 205V208L227 207L228 205H227V203L226 202H228ZM236 199H238V200H236ZM256 199V200H255ZM16 200V203H17V205H15L14 206V204H16L14 201ZM58 200V201H57ZM62 200V201H61ZM192 200V201H191ZM202 201V202H199V203H195V202H197V201ZM204 200H207V202L208 203H205L204 202ZM210 200V201H209ZM244 200V201H243ZM259 200H260V198H259ZM258 200V201H259ZM5 201V202H4ZM49 202L46 206V208H50V210L52 209V211H50L49 210V208L48 209H44V204H45V202ZM51 201H53V202H51ZM57 201V204H54L55 202ZM65 201V202H64ZM188 201V203L189 204H191V202L193 203V204H191L192 206H195V207H197L199 204L200 205H202V206H200L202 209L203 208H205V205H207V204H209V205H212L211 207L210 206H208L209 207V209H208V207H207V210H206V208H205V210H206V213H203V215L201 216L200 214L199 215H193V217H195V219H193V220H196L195 221V223H197V224H193V222L194 221H192V219H190L189 217H191L190 216V214H189V212H190V210H188V213H185L186 212V210L187 209H185L189 204H187L186 202ZM226 201V202H225ZM230 201H232V202H230ZM235 201H237V202H235ZM245 201H246V203L248 204H246L245 203ZM60 202V203H59ZM75 202V203H74ZM142 202V203H141ZM144 202H146V203H144ZM212 202H214V203H212ZM243 202V204L242 205H240L239 203H242ZM6 203V204H5ZM51 203V204H50ZM62 203V204H61ZM64 203V204H63ZM69 203V204H68ZM202 203V204H201ZM216 203V204H217ZM68 204V205H67ZM74 204H75V206H74ZM175 204V205H174ZM197 206H196V205ZM247 205L246 207H245V205ZM9 205V206H8ZM41 205H42V207H41ZM191 205H189V207H187L188 209H191V211H192V209H193V207L191 206ZM239 206V207H241V206H243L244 205V207H242V209H240L239 207V211L237 210L238 208L236 207V206ZM25 206V207H24ZM52 206V207H51ZM60 207V208H58V207ZM74 206V207H73ZM109 206V207H108ZM15 207V208H14ZM23 208V209H21V208ZM66 207V208H65ZM73 207V208H72ZM76 207V208H75ZM172 207V208H171ZM185 207V208H184ZM191 207V208H190ZM234 207V208H233ZM237 209H236V208ZM249 207V210H247V211H250V209H252V208H250ZM18 210H17V209ZM34 208V209H33ZM54 208V209H53ZM105 208V209H104ZM113 208V209H112ZM212 208H214L213 210H212ZM217 208V207H216ZM218 208V209H219ZM232 208V210H230ZM255 208H256V210H255ZM81 209V210H80ZM165 209V210H164ZM224 209L226 210L225 212H224ZM23 210V211H22ZM43 210V211H42ZM46 210H49V211H46ZM74 210V211H73ZM76 210V211H75ZM80 210V211H79ZM208 210H212L211 212H209ZM233 210H234V212H233ZM6 211V212H5ZM39 211V212H38ZM41 211H42V213H41ZM45 211V212H44ZM106 211V212H105ZM173 211V212H172ZM214 211V212H213ZM231 211H232V213H231ZM251 211H253V210H251ZM260 211V212H259ZM262 211V212H261ZM12 212V213H11ZM14 212H15V215H14ZM48 212V213H47ZM57 212V213H56ZM168 212V213H167ZM203 212H205V211H203ZM209 213V215H208V213ZM213 212V213H212ZM216 212V213H215ZM218 212V213H217ZM228 212V213H227ZM236 212V213H235ZM11 213V214H10ZM41 215H40V214ZM103 213V214H102ZM106 213V214H105ZM153 213V214H152ZM202 213V212H201ZM210 213H212V214H210ZM222 213V214H221ZM224 213V214H223ZM235 213V214H234ZM240 215V216H238V214ZM252 213H254V212H252ZM100 214V215H99ZM114 214V215H113ZM187 214H189L188 216V218L186 217L187 216ZM207 214V215H206ZM218 214V215H217ZM227 214V215H226ZM231 214V215H230ZM237 214V215H236ZM11 217H10V216ZM27 215V216H26ZM55 215V216H54ZM59 215V216H58ZM73 215V216H72ZM141 215V216H140ZM183 215H186V216H183ZM206 215V216H205ZM216 215V216H215ZM228 215H230V216H228ZM238 216V217H236V216ZM264 215V214H263ZM263 215H261V216H263ZM19 216V217H18ZM119 216V217H118ZM152 216V217H151ZM199 216V217H198ZM233 216V217H232ZM235 216V217H234ZM21 217V218H20ZM54 217V218H53ZM88 217V218H87ZM151 217V218H150ZM167 217V218H166ZM184 217H186V220L185 219H183ZM196 217H197V219H196ZM204 217V218H203ZM227 217V218H226ZM239 217H242V219L241 220H245L246 221V219H247V223L245 222V221H242V222H244V224H242L243 225V227H244V229H247V231L249 230H252V232L254 233V235L256 236V233H257V236L255 237L254 235H253V233H252V237H251V234H249V231L246 233V234H242L241 235V233L242 232H240V230L242 229L243 230V227H242V225H241V223H240V225H238V227H237V225H236V223L237 224H239L238 222H241V221H239ZM244 217H246V216H244ZM11 218V219H10ZM15 218V219H14ZM17 218V219H16ZM45 218V219H44ZM69 218V219H68ZM96 218V219H95ZM172 220H171V219ZM198 218H201V219H198ZM203 218V219H202ZM214 218V220H212ZM230 218V219H229ZM239 218V219H238ZM229 219V220H228ZM255 219V220H254ZM12 220V221H11ZM15 220V221H14ZM39 220V221H38ZM51 220V221H50ZM61 220V221H60ZM70 220V221H69ZM72 220V221H71ZM116 222H115V221ZM147 220V221H146ZM170 220V221H169ZM178 220V221H177ZM191 220V221H190ZM200 221V223H199V221ZM208 220V221H207ZM233 220H234V222H233ZM238 220V221H237ZM38 221V222H37ZM49 221V222H48ZM55 221V222H54ZM63 221V222H62ZM108 221V222H107ZM174 221V222H173ZM184 221H186V223L184 222ZM188 221H190V222H188ZM203 221V222H202ZM230 221V222H229ZM248 221H249V223H248ZM40 222V223H39ZM59 222V223H58ZM170 222H173V223H175V224H172L171 226H168V224L170 223ZM178 222V223H177ZM226 222V223H225ZM233 222V223H232ZM68 223V224H67ZM119 223V224H118ZM130 223V224H129ZM188 223H190V224H188ZM61 224H62V226H61ZM114 224V225H113ZM134 224V225H133ZM185 224V225H184ZM187 224V225H186ZM251 225V226H254V224H255V227H252L251 228V226L250 227H248V225ZM27 225V226H26ZM32 225V226H31ZM59 225V226H58ZM66 225V226H65ZM82 225V226H81ZM91 225V226H90ZM95 225V226H94ZM190 225V229L192 230H190L189 229V226ZM206 225H207V227H206ZM214 225V226H213ZM235 225H236V227H237V229L238 228H241V229H239V230H237L236 229V227H235ZM11 226V227H10ZM37 226V227H36ZM110 226V227H109ZM115 226V227H114ZM149 226V227H148ZM186 226V229H187V233H186V229H184V227ZM211 226H212V228H211ZM241 226V227H240ZM245 226L247 227V228H245ZM13 227H14V229H13ZM104 227V228H103ZM113 227V228H112ZM127 227V228H126ZM160 227V228H159ZM199 227V228H198ZM11 228V229H10ZM16 228V229H15ZM53 228V229H52ZM57 228V229H56ZM124 228V229H123ZM164 228V229H163ZM203 228V229H202ZM250 228V229H249ZM253 228H255V229H253ZM64 229V230H63ZM106 231H105V230ZM141 229H143V230H141ZM146 231H145V230ZM153 229H155V230H153ZM160 229V230H159ZM166 229V230H167ZM193 229H195V230H193ZM197 229V230H196ZM200 229V230H199ZM207 229V231L205 232V230ZM213 230V232H212V230ZM256 229L258 230V232H256ZM44 230V231H43ZM56 230V231H55ZM191 232H190V231ZM211 230V231H210ZM255 230V231H254ZM6 231V232H5ZM20 231V232H19ZM46 231V232H45ZM59 231V232H58ZM61 231V232H60ZM111 231V232H110ZM193 231H194V233H193ZM197 231V232H196ZM204 231V232H203ZM238 231H239V233H238ZM109 232V233H108ZM116 232V233H115ZM119 232V233H118ZM152 232V233H151ZM256 232V233H255ZM64 233H65V235H64ZM71 233V234H70ZM104 233V234H103ZM125 233V232H124ZM141 233H142V235H141ZM151 233V234H150ZM172 233V234H171ZM203 233V234H202ZM210 234L211 235V237H210V235H208V234ZM213 233V234H212ZM264 233V232H263ZM12 234V235H11ZM40 234V235H39ZM43 234V235H42ZM61 234H62V236H63V238H62V236H61ZM69 234V235H68ZM107 234V235H106ZM110 234V235H109ZM115 234V235H114ZM174 234V235H173ZM185 234H187V235H185ZM190 234V236H188ZM204 234L206 235V236H208V237H206V236H204ZM215 234V235H214ZM56 235V236H55ZM59 235V236H58ZM85 235V236H84ZM117 235V236H116ZM149 235V236H148ZM202 235V238H200V236ZM250 235V236H249ZM262 235V236H261ZM16 236V237H15ZM23 236V237H22ZM51 236V237H50ZM61 236V237H60ZM70 236V237H69ZM74 236V237H73ZM76 236V237H75ZM89 236V237H88ZM91 236V237H90ZM151 236V237H150ZM152 236H154L153 238H152ZM196 236H199V237H196ZM203 236H204V239H203ZM216 236V237H215ZM228 236V237H227ZM243 236L244 237H250V240H251V238L253 239V240H251V241H246L247 239L249 240V238H247V239H243ZM8 237V238H7ZM17 237H19V238H17ZM25 237V238H24ZM27 237H28V239H27ZM44 237V238H43ZM59 237H60V239H59ZM81 237V238H80ZM139 237V238H140ZM190 237V238H189ZM15 238V239H14ZM41 238V239H40ZM50 238V239H49ZM68 238V239H67ZM87 238V239H86ZM147 238H145V239H147ZM184 238V239H183ZM200 238V239H199ZM206 238V239H205ZM208 238V239H207ZM228 238V239H227ZM230 238V239H229ZM257 238H259V239H257ZM30 239V240H29ZM62 239V240H61ZM72 241H71V240ZM80 240V241H78V240ZM92 239V240H91ZM115 239V238H114ZM140 239H142V238H140ZM225 239V240H224ZM20 240V241H19ZM32 240V241H31ZM39 240V241H38ZM67 240V241H66ZM222 240V241H221ZM228 242H227V241ZM230 240V241H229ZM231 240L233 241V243L231 242ZM240 240V241H239ZM243 240H245V241H243ZM257 240V241H256ZM29 241V242H28ZM55 241V242H54ZM62 241V242H61ZM95 241V242H94ZM189 241H190V243H189ZM205 241H207V242H204ZM260 241H259V243L258 244H260ZM43 242V244H39V243H42ZM45 242H46V244H45ZM199 242H200V244H199ZM215 242V243H214ZM221 242V243H220ZM19 243V244H18ZM37 243V244H36ZM69 243V244H68ZM87 243H88V245H87ZM188 243H189V245H188ZM217 243V244H216ZM220 243V244H219ZM228 243V244H227ZM4 244V245H3ZM12 244V245H11ZM15 244V245H14ZM51 244H52V246H51ZM80 245L79 247H78V245ZM113 244V245H112ZM230 244V245H229ZM233 245V247H232V245ZM251 244V243H250ZM264 244V243H263ZM38 245L39 246H43L44 248H42V246L41 247H38ZM90 245V246H89ZM119 245V246H118ZM169 245V246H168ZM171 245V246H170ZM173 245V246H172ZM193 245V246H192ZM200 245V246H199ZM222 245H224V246H222ZM234 245L236 246V247H238L237 248V250H236V247L234 248ZM20 246V247H19ZM45 246H47L46 248L47 249H45ZM66 246H68V247H66ZM188 246H190V247H188ZM197 246V247H196ZM201 247L200 249H199V247ZM204 246V247H203ZM215 246H216V248H215ZM226 246V247H225ZM242 246V247H243ZM50 247H52V248H50ZM62 247V246H61ZM75 247V248H74ZM81 247V248H80ZM192 247V248H191ZM214 247V248H213ZM221 247H223V248H221ZM230 247V248H229ZM19 248V249H18ZM40 248V249H39ZM64 248V247H63ZM62 248V249H63ZM202 248H203V250H202ZM218 248H219V250H218ZM231 248H233V250H234V253H236L235 255H234V253L232 254V252H231ZM4 249V250H3ZM35 249V250H34ZM43 249V250H42ZM49 249V250H48ZM86 249H87V251H86ZM133 249H134V252H133ZM189 249V250H188ZM191 249V250H190ZM214 249V250H213ZM220 249H222L221 251H220ZM231 249V250H230ZM89 250H91V251H89ZM152 250V251H151ZM207 250V251H206ZM226 250L228 251L229 250V252H231L230 254H232V255H234L233 256V258L234 259H232V260H229V257L230 258H232L231 257V255L229 254V252H226ZM16 251V252H15ZM146 251V252H145ZM197 251V252H196ZM225 251V252H224ZM40 254H38V253ZM89 252V253H88ZM98 252V253H97ZM107 252V253H106ZM141 252V253H140ZM142 252H143V254L144 255H146L147 254V258H146V260H143V259H145L144 257L142 258V256H144L143 254H142ZM148 252V253H147ZM154 252H155V254H154ZM190 252V253H189ZM209 252V253H208ZM217 252V253H216ZM49 253H50V255H49ZM64 253V252H63ZM65 253H67V252H65ZM68 253V254H69ZM85 253V254H84ZM92 253V254H91ZM105 253V254H104ZM119 253V254H118ZM150 253V254H149ZM193 253V254H192ZM219 253V254H218ZM221 253H222V256H221ZM225 253V254H224ZM20 254V255H19ZM34 254H36V255H34ZM46 254V256H44ZM52 254V255H51ZM53 254H54V256H53ZM139 254V255H138ZM175 254V255H174ZM204 254V255H203ZM209 254V255H208ZM16 255V256H15ZM34 255V256H33ZM65 254H63V255H61V258L64 256ZM190 255V256H189ZM194 257H193V256ZM222 257V259L219 257ZM230 255V256H229ZM262 255H264V253H262ZM49 256H50V258H49ZM68 255H66V257H67ZM93 256V257H92ZM109 256V257H108ZM140 257V259H139V257ZM188 256V257H187ZM226 256V258H224ZM41 257V258H40ZM45 257H48V258H45ZM60 257V256H59ZM66 257H63V259H61L62 261H61V264L63 263V264H65L63 261H65L66 263L68 262V264H72L71 263V261L70 260H68V258L66 259ZM75 257V258H74ZM82 257V258H81ZM90 257V258H89ZM95 257V258H94ZM125 257V258H124ZM151 257V258H150ZM173 257V258H172ZM189 257H191L192 259H190ZM216 257H218V259L216 258ZM37 258V259H36ZM52 258H54V259H52ZM65 258V259H64ZM81 260H80V259ZM117 258V259H116ZM141 258H142V260H141ZM169 258H171V259H169ZM228 258V259H227ZM239 258H240V256H239ZM39 259V260H38ZM52 259V260H51ZM79 259V260H78ZM198 261H197V260ZM262 259H263V257H262ZM21 260V261H20ZM48 260V261H47ZM50 260H51V262H50ZM68 260V261H67ZM83 260V261H82ZM91 260V261H90ZM119 260V261H118ZM134 260H135V262H134ZM148 260V261H147ZM170 260V261H169ZM209 260V261H208ZM211 260H213V261H211ZM34 261V262H33ZM58 261V262H57ZM138 261H140V262H138ZM237 262H238V260H236ZM235 261V262H236ZM264 261V260H263ZM31 262V263H30ZM70 262V263H69ZM82 262V263H81ZM106 262V263H105ZM114 262V263H113ZM134 262V263H133ZM169 262V263H168ZM55 263H53V264H55ZM223 263V264H224ZM231 263V262H230ZM59 264H60V262H59ZM191 264V263H190Z\"/></svg>","mask_w":264,"mask_h":264}]
</instances>
